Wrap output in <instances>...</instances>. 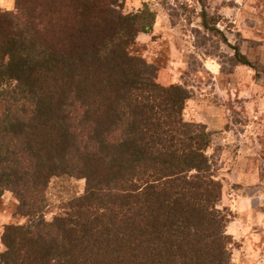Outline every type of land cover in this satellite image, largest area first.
<instances>
[{
	"label": "trees",
	"instance_id": "16d2710c",
	"mask_svg": "<svg viewBox=\"0 0 264 264\" xmlns=\"http://www.w3.org/2000/svg\"><path fill=\"white\" fill-rule=\"evenodd\" d=\"M118 4L0 8V197L12 187L28 219L5 227L0 264H231L212 134L185 121L190 90L145 78L130 51L155 11L112 16ZM64 175L85 190L47 220Z\"/></svg>",
	"mask_w": 264,
	"mask_h": 264
},
{
	"label": "rangeland",
	"instance_id": "374dc122",
	"mask_svg": "<svg viewBox=\"0 0 264 264\" xmlns=\"http://www.w3.org/2000/svg\"><path fill=\"white\" fill-rule=\"evenodd\" d=\"M145 6L156 13L138 34L132 54L142 57L145 78L187 87L184 119L212 134L207 152L223 183L221 209L231 213V264H264V0H119L112 16ZM15 0H0L11 10ZM244 55L249 64L237 55ZM85 179L53 177L47 220L64 215L85 190ZM12 187L0 197V252L9 224H25Z\"/></svg>",
	"mask_w": 264,
	"mask_h": 264
}]
</instances>
